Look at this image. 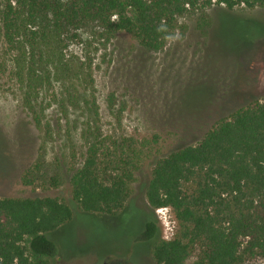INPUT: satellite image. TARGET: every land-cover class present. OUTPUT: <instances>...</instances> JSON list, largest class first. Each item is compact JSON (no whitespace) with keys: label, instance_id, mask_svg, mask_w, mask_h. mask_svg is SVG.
<instances>
[{"label":"trees","instance_id":"1","mask_svg":"<svg viewBox=\"0 0 264 264\" xmlns=\"http://www.w3.org/2000/svg\"><path fill=\"white\" fill-rule=\"evenodd\" d=\"M200 2L202 8L212 5L211 0H0V64L7 65L18 85L20 108L31 124L42 130L47 108L39 96L52 85L59 88L53 100L56 112L65 119L81 114L85 120L78 134L85 142L84 160L69 180V202L0 198V264H53L58 253L46 234L72 220L69 204L86 214L115 217L133 205L130 187L135 174L148 166L140 185L146 204L152 213L171 209L178 223L171 240L157 234L152 241L156 264H184L195 251L191 264H242L243 256L264 261V100L219 120L196 144L177 146L150 162L148 153L141 155L126 143L118 153L101 144L92 61L64 54L68 41L80 39L81 30L96 27L107 43L117 34L130 36L140 51L134 59L142 60L162 51L177 19ZM213 5L228 11L240 5L264 9V0H215ZM210 25L208 17L198 23L203 39ZM208 87L206 107L213 97ZM106 104L114 116L120 112L114 109V94ZM167 107L166 117L179 125L202 108L187 106L185 91ZM176 130L181 138L182 128ZM102 166H120V171L111 175ZM153 221L146 224L144 238L154 236Z\"/></svg>","mask_w":264,"mask_h":264},{"label":"rangeland","instance_id":"2","mask_svg":"<svg viewBox=\"0 0 264 264\" xmlns=\"http://www.w3.org/2000/svg\"><path fill=\"white\" fill-rule=\"evenodd\" d=\"M211 3L202 8L200 2L178 18L163 50L142 60H135L140 51L126 34H117L107 43L99 38L98 28L92 27L81 30L80 39L68 41L66 57L92 61L100 141L110 152L118 153L126 143L141 155L148 153V160L154 161L177 146L196 144L219 120L264 100V9L240 5L228 11L213 5L215 0ZM205 17L211 25L203 39L197 25ZM4 58L8 61L10 56ZM207 85L213 97L206 107ZM58 89L52 85L40 94L47 114L42 130L37 131L20 108L19 87L9 68L0 64V148H5L0 155V198L70 201L69 180L84 160L85 142L78 134L85 120L81 114L65 119L56 112L53 100L58 98ZM182 91L186 92L187 106L202 108L195 116L184 117L179 125L166 117H170L166 109L170 99ZM109 94L115 95L114 109L120 111L116 116L107 108ZM177 128H182L181 138ZM102 163L105 166L106 160ZM111 168L102 166L111 175L120 171V166ZM147 169L149 166L135 174L136 181L130 187L133 205L116 217L86 214L75 203L69 204L72 220L46 234L58 253L53 264H100L108 258L140 263L142 250L151 247L152 241L139 238L154 216L161 239L174 237L178 223L171 209L154 210V215L145 210L149 207L140 185L148 177ZM196 255L197 251L184 264H191ZM242 260V264H264L258 256H243Z\"/></svg>","mask_w":264,"mask_h":264},{"label":"flooded vegetation","instance_id":"3","mask_svg":"<svg viewBox=\"0 0 264 264\" xmlns=\"http://www.w3.org/2000/svg\"><path fill=\"white\" fill-rule=\"evenodd\" d=\"M129 209V208H128ZM144 209V208H143ZM145 210H150V209H145ZM122 212V211H121ZM120 212V213H121ZM119 213V214H120ZM118 214V215H119ZM116 217V216H115ZM157 221V220H156ZM154 222V221H153ZM154 223H156V227H157V229H156V232H155V234H154V236L152 237V238H144L143 237V233H144V231H145V228H144V231H143V233L141 234V236H140V238L139 239H141L142 241H144V242H149V241H153L154 240V238H156V235L158 234L159 236H160V238H161V233H160V229H159V227H158V225H157V222H154ZM157 235V236H158ZM150 246H149V248H147L146 247V249L145 250H142V252H141V255L140 256H142V261H140V263H133L131 260H128V259H121V258H119V259H112V258H108V259H106V260H104L102 263H100V264H156L155 263V261H154V259H153V257H152V254H151V250H150ZM118 260V261H117ZM121 260V261H120ZM122 260H124V261H126V263H124Z\"/></svg>","mask_w":264,"mask_h":264}]
</instances>
